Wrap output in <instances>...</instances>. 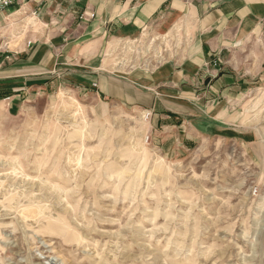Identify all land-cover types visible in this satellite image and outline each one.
I'll return each mask as SVG.
<instances>
[{
	"label": "rangeland",
	"instance_id": "1",
	"mask_svg": "<svg viewBox=\"0 0 264 264\" xmlns=\"http://www.w3.org/2000/svg\"><path fill=\"white\" fill-rule=\"evenodd\" d=\"M24 17L1 47L38 39ZM191 29L115 41L104 68L181 62ZM82 84L0 109V264H264V75L243 84L229 129L177 157L152 143L150 113Z\"/></svg>",
	"mask_w": 264,
	"mask_h": 264
},
{
	"label": "crops",
	"instance_id": "2",
	"mask_svg": "<svg viewBox=\"0 0 264 264\" xmlns=\"http://www.w3.org/2000/svg\"><path fill=\"white\" fill-rule=\"evenodd\" d=\"M24 15L42 26L38 39L1 47L18 37ZM178 19L192 25L181 62L130 78L106 72L110 44ZM261 75L264 0H31L0 14V109L81 82L103 105L150 113L152 143L167 156L229 129L240 89Z\"/></svg>",
	"mask_w": 264,
	"mask_h": 264
},
{
	"label": "built area",
	"instance_id": "3",
	"mask_svg": "<svg viewBox=\"0 0 264 264\" xmlns=\"http://www.w3.org/2000/svg\"><path fill=\"white\" fill-rule=\"evenodd\" d=\"M28 1L29 0H0V13L15 4L25 3Z\"/></svg>",
	"mask_w": 264,
	"mask_h": 264
}]
</instances>
